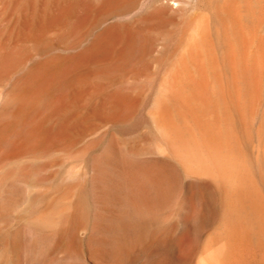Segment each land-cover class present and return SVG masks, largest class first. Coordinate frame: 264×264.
<instances>
[{
	"label": "rangeland",
	"instance_id": "rangeland-1",
	"mask_svg": "<svg viewBox=\"0 0 264 264\" xmlns=\"http://www.w3.org/2000/svg\"><path fill=\"white\" fill-rule=\"evenodd\" d=\"M208 1L0 0V264H203L225 244L224 220L250 217L236 177L224 179L233 189L225 187L211 166L208 180L218 190L211 224L208 187L161 137L182 138L169 123L175 106L174 121L182 119L177 94H196L186 77L198 75L187 62L197 43L208 51L200 61L207 83L197 91L209 105L200 113L222 125L224 150L230 137L229 151L245 160L240 178H252L264 196L257 177L264 169V20L249 48L260 59L256 84L252 67L228 60L229 21L220 2ZM112 234L123 236L118 245ZM116 251L122 257L113 258Z\"/></svg>",
	"mask_w": 264,
	"mask_h": 264
},
{
	"label": "bare ground",
	"instance_id": "bare-ground-1",
	"mask_svg": "<svg viewBox=\"0 0 264 264\" xmlns=\"http://www.w3.org/2000/svg\"><path fill=\"white\" fill-rule=\"evenodd\" d=\"M213 1V0H212ZM211 0H209L208 1V3L210 2H212ZM218 2H220L222 5H220L222 8H223V12H224V14L226 15V17H225V19H226V22H225V24L227 23V19H228V21H229V23L227 24L229 27H230V31H231V34H232V37H233V40L231 39L230 40V42H229V51H228V54H227V56H228V60H230L231 62L230 63H239L240 64V67L241 66H243L242 68H250V67H252V74L251 75H253V74H255V76L256 75H258L259 74V66H260V59H259V57L257 56L258 54H256V55H254V56H252V57H250V53H249V51L250 52H252V50H249V48H250V45H253L252 44V40L255 38V33H256V29H257V27H258V24L259 23H261L263 20H264V0H217ZM216 1V2H217ZM211 5V4H210ZM220 7V8H221ZM224 15V16H225ZM249 17V18H251V20H252V26L250 27V28H248V27H245V25H244V22H243V19H244V17ZM218 20V19H217ZM227 26V27H228ZM226 27V26H225ZM227 33V32H226ZM204 34H206L207 35V33H204ZM257 35V34H256ZM201 36L203 37V34H201ZM206 38V37H205ZM204 39V38H203ZM256 40H257V38H256ZM204 41H206V39L204 40ZM201 43V42H200ZM97 44V43H96ZM260 45V44H259ZM257 51V50H256ZM258 52V51H257ZM256 52V53H257ZM91 54V53H90ZM250 54V55H249ZM89 55V54H88ZM86 56V55H85ZM87 57V56H86ZM202 57H204V58H208V51H206V52H203V50L201 49V47L200 46H198L197 47V43H195L194 45H193V47H192V49H191V51L189 52V54H188V57H187V62H189V63H195L196 65H197V68L199 69L198 70V75L197 76H193L192 74L191 75H187V77H186V81L188 82V83H190V85H192L193 87L192 88H194V90L193 91H196V94L195 93H193V95L191 96L190 94V96L188 95H185L186 93H188L189 92V90L187 91V92H185V93H182V92H180L179 91V89H178V91L180 92V94L176 91V93H178L177 95V97H178V99H176V102L177 101H179V103H180V105H181V107H180V110H182V111H180L179 110V114H181L182 116V119L180 118L179 120H177L176 122H178V121H182L183 120V122L181 123V121L180 122H178V126H179V124H180V126L178 127V129H177V127H176V129H175V127H174V130L172 129L173 128V126H176V122L174 121V120H176V118H178L179 117V115L178 116H176L175 118H174V116L175 115H177V113H175V112H173L174 110H175V107H177V106H175L174 107V110H170V109H168V111L170 112H172V113H174L175 115L171 118L170 117V119H171V122H172V124L173 125H171L169 122H168V119L166 118V122H168L169 123V126H172L171 127V132H172V134H173V136H174V134L175 133H178V131L180 132V134H178V135H181V137L182 138H179V139H177L176 137V139L178 140H174V139H172V138H170V136H169V138H167L168 136L166 135V134H162V136L161 137H163L162 138V140H164V142L163 143H165V147H166V149L168 148V153L170 152L171 153V155L175 158V159H177L176 161H178V163L183 167V168H186L187 170H190V171H192V173H190L189 171H187V173L188 174H190L191 176L192 175H196L197 176V178L198 179H200L199 181H201L200 183L202 184V185H204V187L205 186H207L208 187V191H209V193H210V197H211V201H212V203H211V205H210V207H212V209H213V211L215 210V215L213 214V217H211L212 219H210V221H211V224H213L214 222H216V219H217V216H216V208H217V206H218V202H217V197H218V195H217V192H218V190H217V188H216V186L214 185V183H213V179L211 178L210 180H208V168L209 167H211V166H215V169H218V172L220 173V175H221V178H222V180L223 181H225L224 179H228V178H232L233 179V176H234V178L236 177V180H237V182H236V188H235V192H239V194H241L240 192H243L247 197H248V200H249V202H248V207H249V210H250V217L249 218H245V219H243V220H241L240 218H241V216H240V214H237V216H240V218H238L237 216H235L236 217V219H234V220H232L233 218V216L234 215H236V213H238V212H233L232 213V210H229L228 208V210L229 211H231V212H229V213H231L230 215H231V217H229V213H228V217H229V219H231L230 221L226 218L224 221L226 222V223H224L225 225H223V230H222V236H224L223 237V239L225 238V244H221V245H219L218 247H217V244H216V250L212 253V256H211V258L210 259H208V261L206 260V261H201V262H204L203 264H215V261H217V259L218 258H220L221 256L225 259V263L224 262H222V260H220V262H222L223 264H264V196L263 197H261V194H260V188H258V187H256V186H254V185H251V183H250V181H251V179L252 178H250V180H248V179H246V177H244L243 176V178H240V177H242L241 175H239V172L241 171V170H243V168H240V165H239V162H240V164L241 165H243V166H241V167H244L245 165H244V158H243V156L242 155H240V156H242V157H240V156H237V155H234L232 152L235 150V149H233V151H229L230 150V148L229 147H231L232 145L230 144L231 143V141H233V140H230L228 137H227V135H225L226 137H227V139H226V141L227 140H229V144H228V141L226 142L227 144H228V149H227V147L225 148V149H227V151H225L224 150V147L226 146V144L225 145H223L224 143H223V139H222V137H221V135H222V133H221V135L219 136L218 134L220 133V132H223V131H221V126L219 125V129H220V132L218 131L219 129H218V124L216 125V124H214L212 121H210V122H212V124H214V126H212L211 125V123L209 122V120L210 119H208V121H207V119L203 116V115H201V113L202 112H207V111H204V110H202L203 109V107L205 106V105H203V104H206L205 102H207V100H209V98H207V99H204V96H203V94H202V96H201V94H198V91H197V88H201L203 85H205V83H207L206 81H207V72H208V70H207V67H204L203 65L202 66H200V61H201V59H202ZM205 60V59H204ZM206 61H207V59H206ZM205 61V62H206ZM213 62V61H212ZM218 62V61H217ZM83 63V62H82ZM182 63V62H181ZM211 63V62H210ZM187 64L188 63H185L184 64V66L185 67H187ZM212 64V63H211ZM229 64V63H228ZM88 66V65H87ZM213 66V65H212ZM195 67V66H194ZM236 67H237V65H236ZM84 69H85V67H83ZM206 68V69H205ZM228 68V67H227ZM83 69V70H84ZM78 71V69H76L75 68V71ZM190 70V69H189ZM246 70V69H245ZM250 70V69H249ZM80 71H81V68H80ZM79 71V72H80ZM236 71V70H235ZM187 72V71H186ZM196 72V71H195ZM73 73H74V71H73ZM72 73V74H73ZM44 74V73H43ZM238 76V75H237ZM261 76V75H260ZM68 77V76H67ZM67 77H66V79H67ZM71 77V76H70ZM222 77H223V75H222ZM258 77L259 76H256L255 78H256V84L257 83H259V80H258V82H257V79H258ZM252 78H253V76H252ZM51 79V78H50ZM238 79V78H237ZM40 80V79H39ZM67 80H69V79H67ZM247 80V79H246ZM31 81V80H30ZM26 82H28V81H26ZM38 82V81H37ZM238 82V81H237ZM31 83V82H30ZM20 84V83H19ZM37 84V83H36ZM178 84V83H177ZM252 84H253V81H252ZM47 85H49V84H47ZM46 85V86H47ZM51 86V85H50ZM49 86V87H50ZM54 86V85H53ZM228 86V85H227ZM237 86V85H236ZM257 88H256V87ZM30 87V86H29ZM191 87V86H190ZM206 87V86H205ZM239 87V86H238ZM191 88V89H192ZM200 88H199V91H200ZM228 88V87H227ZM255 88V89H254ZM45 89V88H44ZM226 89V88H225ZM224 89V90H225ZM257 89H258V85H254L253 86V90H255L254 92H257ZM45 91V90H44ZM183 91V90H182ZM191 91V90H190ZM192 91V92H193ZM203 88H202V93H203ZM201 92V91H200ZM226 92V91H225ZM230 92V91H229ZM175 92H174V96H176L175 94H176ZM240 93V92H239ZM205 94H206V91H205ZM242 94V93H241ZM173 96V97H174ZM250 96H252V95H250ZM255 96V95H254ZM176 98V97H175ZM232 100V99H231ZM230 100V101H231ZM237 101V100H236ZM209 102V101H208ZM228 102V101H227ZM232 102V101H231ZM239 102H241L240 101V96H239ZM169 104V103H168ZM240 104V103H239ZM237 105V106H239V108H240V105ZM206 105H209V104H206ZM211 106H212V104H210ZM236 106V105H235ZM235 106H234V108H235ZM247 106V105H246ZM65 107H66V105H65ZM213 107L215 108V106L213 105ZM221 107V106H220ZM236 108H238V107H236ZM177 109H179L178 107L176 108V110ZM205 110H206V108H204ZM241 109V108H240ZM240 109H237V110H240ZM243 109V108H242ZM212 110V109H211ZM214 110V109H213ZM200 111H202L201 113H200ZM176 112H178V110L176 111ZM214 113H215V110L213 111ZM212 112V113H213ZM240 115L239 116H241V117H239L240 119L243 117V115H241L242 113H241V110H240ZM168 115H170V114H168ZM167 114H166V117L168 116ZM173 115V114H172ZM207 115V114H206ZM171 116V115H170ZM169 117V116H168ZM203 117H204V119H203ZM218 117V116H217ZM174 118V119H173ZM184 118V119H183ZM209 118V117H208ZM211 118V117H210ZM238 118V119H239ZM170 119H169V121H170ZM172 119H173V121L175 122V123H173V121H172ZM206 119V120H205ZM221 118H219V120H220ZM214 120H216L215 118H214ZM242 120H244V118H242L241 120H240V122H242V123H238V125L240 124H243L244 123V121H242ZM205 121V122H204ZM217 121H218V119H217ZM217 121H215V123H217ZM221 121H223V120H220V123L219 124H221ZM226 121H228V120H226ZM207 122H209V124L207 123ZM238 122H239V120H238ZM167 123V124H168ZM224 123H226L225 122V119H224ZM236 123V122H235ZM166 124V123H165ZM227 124V123H226ZM217 126V128H216V126ZM223 125H225V124H223ZM228 125V124H227ZM239 125V126H240ZM168 126V125H167ZM228 127H229V125H228ZM241 127H243L242 129L243 130H245V128H244V124L243 125H241ZM247 129V128H246ZM178 130V131H177ZM226 130V129H225ZM241 130V128L239 129V131ZM174 131V132H173ZM177 131V132H176ZM226 131H229V130H226ZM242 131V130H241ZM246 131V130H245ZM245 131L243 132L244 133V135H245ZM249 132V131H248ZM263 132V131H262ZM227 134V133H226ZM167 137H166V136ZM178 135H176L175 134V136H177L178 137ZM215 135L217 136V138H218V136L219 137H221V141L220 140H215ZM228 136H231V135H229V132H228ZM225 137V138H226ZM243 137V136H242ZM57 139V138H56ZM219 139V138H218ZM236 140V139H235ZM216 141H218V142H222V147H220L221 145V143L219 144L218 142H215ZM243 141V140H242ZM236 143H237V141H236ZM219 146H218V145ZM243 145V144H242ZM237 146V145H236ZM244 148V147H243ZM239 149L238 148H236V151H238ZM228 151L232 154H229L228 153ZM225 152H227V153H225ZM239 152V151H238ZM234 153H235V151H234ZM242 152L240 151V154H241ZM240 157V158H239ZM242 158V159H241ZM241 159V160H240ZM243 163H242V162ZM246 167H244V169H245ZM195 171V173H193L194 171ZM246 170V169H245ZM244 170V171H245ZM264 170V169H263ZM262 169H261V171H263ZM210 171V170H209ZM252 171V170H251ZM261 171H259V174H258V182L260 183V185H262L263 184V182H262V179L264 178V175H262L263 174V172H261ZM211 173H212V171H210ZM210 172H209V174H210ZM249 172L250 171H248V172H246L247 174H249ZM238 173V174H237ZM241 173V172H240ZM243 174L245 173V172H242ZM241 173V174H242ZM213 174V173H212ZM242 174V175H243ZM250 174H251V172H250ZM239 175V176H238ZM150 176V175H149ZM214 176H215V174H214ZM188 177H189V175H188ZM237 177H238V179H237ZM145 178H146V176H145ZM191 178V177H190ZM248 178V177H247ZM151 181V179L149 180V182ZM198 181V182H199ZM229 182H231V181H225V182H223V183H225L224 185H226V183H227V185H228V183ZM227 185L225 186V187H227ZM259 186V185H258ZM262 186H264V184L262 185ZM261 187V186H260ZM230 189L232 188V182L230 183V187H229ZM234 188V187H233ZM232 188V189H233ZM262 190H264L263 188H262ZM232 191V190H231ZM263 192V191H262ZM234 193V192H233ZM229 194V193H228ZM232 194V193H231ZM235 194V193H234ZM233 197H235V196H233ZM241 197H242V194H241ZM231 198V197H230ZM139 202V201H138ZM208 202H210V201H208ZM148 206V204L146 205V207ZM207 206H208V204H207ZM144 207H145V205H144ZM147 209V208H146ZM146 209H141V211L142 210H146ZM226 209V210H227ZM138 210V209H137ZM227 210V211H228ZM136 210H134V212H135ZM147 211V210H146ZM213 211H212V213H213ZM226 211V212H227ZM142 212H144V211H142ZM142 212H141V214H142ZM137 214L139 215V212L137 211ZM144 214V213H143ZM148 214V213H147ZM135 215V214H134ZM146 215V214H145ZM145 215H142V217L143 216H145ZM150 216V215H149ZM226 216V215H225ZM141 217V219H143ZM234 217V218H235ZM120 218V217H119ZM237 218L239 219V220H237ZM241 220V221H240ZM224 221H222V223L224 222ZM118 222V221H117ZM121 222H122V220H121ZM119 223V225L117 224H115L116 225V227L118 226V227H120V225H122V224H120V222H118ZM208 223V222H207ZM135 225V224H134ZM126 227V225H122L121 227L123 228V227ZM136 226H137V224H136ZM141 226H145V225H141ZM141 226L139 227V226H137V228L139 227V229L141 228ZM206 226H208V224L206 225V224H202V226H201V228H206ZM221 226H222V224H221ZM116 227H114L113 228V226L111 227V229H113L115 232H117L118 234H119V232L118 231H120L119 230V228L117 229ZM127 228V227H126ZM144 228V227H143ZM142 228V229H143ZM115 229H117V230H115ZM142 229H140V230H137L135 233H137L138 231H140V232H142L143 230ZM145 229H146V226H145ZM144 229V230H145ZM134 230V229H133ZM220 230V229H219ZM114 231H111V232H113L114 233ZM128 231V230H127ZM140 232H138V234H140ZM144 232V231H143ZM117 233H115V234H117ZM133 233V232H132ZM220 233V232H219ZM114 234V235H115ZM121 234H122V232H121ZM125 234H126V231H125V233H124V235L123 236H125ZM130 234V233H129ZM134 234V233H133ZM137 234V237L139 236ZM113 235V234H112ZM113 235V236H114ZM132 235V234H131ZM218 235V234H217ZM106 236V235H105ZM122 236V237H123ZM128 236V235H127ZM115 237V238H114ZM114 237H112V239L114 240V243H113V240H112V243L113 244H115V245H118L117 243H115V241L117 242L118 240H116V237H117V235H115ZM121 237V235H120V237H117L119 240H120V238H122ZM130 236H128L127 238H129ZM137 237H134V239L136 240L135 242L137 243ZM126 238V237H125ZM124 238V239H125ZM139 238V237H138ZM109 239V238H108ZM223 239H221V240H223ZM129 240V239H128ZM102 242H103V240H102ZM101 242V243H102ZM124 242V241H123ZM125 242L126 243H122V244H125L124 246H126L128 243H127V241L125 240ZM135 242H133V244H132V241H131V245H135L136 243ZM105 243H106V241H105ZM111 243V242H110ZM109 243V244H110ZM135 243V244H134ZM215 243V242H214ZM213 243V244H214ZM107 245H108V242L106 243ZM210 244H212V243H210ZM209 243L207 244V245H210ZM100 245V244H99ZM107 245H105L104 244V247L105 246H107ZM114 245V249L116 250V248H119V250H120V245H119V247L117 246H115ZM103 246V245H102ZM111 247L112 245L110 244V245H108L107 246V248L108 247ZM104 247H103V249H104ZM116 247V248H115ZM122 247H123V245H122ZM129 247V246H128ZM135 247V246H134ZM134 247L132 248V246H131V248L132 249H134ZM112 248V247H111ZM100 249V248H99ZM110 249V248H109ZM108 249V250H109ZM127 249V247H125V250ZM130 249V248H129ZM129 249H127V250H129ZM105 250V249H104ZM107 250V249H106ZM114 250V251H115ZM123 250V249H122ZM126 250V251H127ZM213 251V250H212ZM211 251V252H212ZM98 252V251H97ZM104 251H102V253H103ZM109 253H111V255H112V251H108ZM118 251H116V256H114L113 258H116L117 256H120V257H122L121 256V254H118L117 253ZM120 252V251H119ZM132 252V251H131ZM106 254H107V252H105ZM108 253V254H109ZM122 253V252H121ZM126 253H130V252H126ZM101 254V252L99 253V255ZM132 254V253H131ZM131 254H129V256L131 255ZM110 255V254H109ZM110 255V257H112ZM127 255V254H126ZM106 256V255H105ZM103 258V257H102ZM108 258V257H107ZM105 259L106 258H104V261H105ZM120 258L118 257V260H119ZM121 260L122 259H120V262H121ZM111 262V261H110ZM122 262H123V260H122ZM121 262V263H122ZM112 263H114V262H112ZM110 264V263H109ZM144 264H149L148 262H145ZM221 264V263H220Z\"/></svg>",
	"mask_w": 264,
	"mask_h": 264
}]
</instances>
